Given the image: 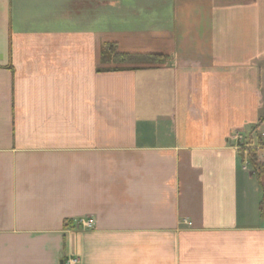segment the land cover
<instances>
[{
	"label": "crops",
	"instance_id": "1",
	"mask_svg": "<svg viewBox=\"0 0 264 264\" xmlns=\"http://www.w3.org/2000/svg\"><path fill=\"white\" fill-rule=\"evenodd\" d=\"M263 112L264 0H0V264H264Z\"/></svg>",
	"mask_w": 264,
	"mask_h": 264
},
{
	"label": "trees",
	"instance_id": "2",
	"mask_svg": "<svg viewBox=\"0 0 264 264\" xmlns=\"http://www.w3.org/2000/svg\"><path fill=\"white\" fill-rule=\"evenodd\" d=\"M116 50V45L115 44H110L106 43L103 45V54L104 56H111L112 55V60L114 61H130L134 58H148L149 60L153 61H161L164 56L161 55H142V56H135V55H130V54H119L115 52ZM264 121V112L262 114V117L260 118V123ZM255 130V128H254ZM248 143V142H247ZM246 145V144H245ZM262 145V144H259ZM240 157L241 161L244 162L246 159L248 160L249 164L253 168L257 179L260 181L262 176L264 175V163H260L258 160V148L257 147H242L240 149ZM264 206V198L260 202V211L262 212ZM66 225H72L73 226V221H67Z\"/></svg>",
	"mask_w": 264,
	"mask_h": 264
},
{
	"label": "built area",
	"instance_id": "3",
	"mask_svg": "<svg viewBox=\"0 0 264 264\" xmlns=\"http://www.w3.org/2000/svg\"><path fill=\"white\" fill-rule=\"evenodd\" d=\"M236 138L238 140V149H241L242 147H247L245 145V141L242 140V136L236 135ZM248 160L246 159L245 165H243V168L246 169V164H248ZM73 224L79 225L83 229H93L96 226V223L93 219H86V218H80L73 220ZM63 264H82L81 259L77 256H68L64 259Z\"/></svg>",
	"mask_w": 264,
	"mask_h": 264
},
{
	"label": "rangeland",
	"instance_id": "4",
	"mask_svg": "<svg viewBox=\"0 0 264 264\" xmlns=\"http://www.w3.org/2000/svg\"><path fill=\"white\" fill-rule=\"evenodd\" d=\"M127 62L129 63L130 61H127ZM130 63H131V62H130ZM263 132H264V131H261V133L255 131V133L253 134V136L251 135L250 138H251L253 141L255 140L256 143L258 142L259 144H262V145H263V143H262L263 140H264V139H263L264 136H263V134H262ZM258 133H259L260 135H262V137H259V134H258ZM248 165H249V164H248ZM249 166H250V165H249Z\"/></svg>",
	"mask_w": 264,
	"mask_h": 264
}]
</instances>
